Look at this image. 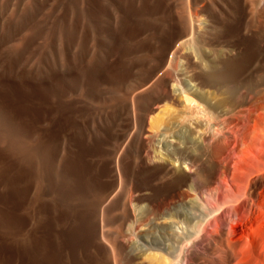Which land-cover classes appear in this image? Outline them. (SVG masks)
<instances>
[{"label":"rangeland","instance_id":"1","mask_svg":"<svg viewBox=\"0 0 264 264\" xmlns=\"http://www.w3.org/2000/svg\"><path fill=\"white\" fill-rule=\"evenodd\" d=\"M162 256L264 264V0H0V264Z\"/></svg>","mask_w":264,"mask_h":264},{"label":"bare ground","instance_id":"2","mask_svg":"<svg viewBox=\"0 0 264 264\" xmlns=\"http://www.w3.org/2000/svg\"><path fill=\"white\" fill-rule=\"evenodd\" d=\"M186 2V1H185ZM190 4V3H189ZM191 6V5H190ZM191 8V7H190ZM190 15H191V13H190ZM189 15V16H190ZM192 17V16H191ZM190 17V18H191ZM192 18H191V20L189 19V18H184L183 19V35L184 36H186V37H188L189 38V36L191 37L192 36V34L195 32L194 31V29H196V28H194V25L195 24H193V22H192ZM196 33V32H195ZM193 36H195V34H193ZM188 38H186V40L188 39ZM191 40V39H190ZM182 41V40H181ZM180 41V43H178V45L176 46V48L177 47H179V45L181 46L182 45V43H183V41L181 42ZM189 41V40H188ZM192 42V41H191ZM166 45V44H165ZM171 46V45H170ZM175 48V49H176ZM161 49V48H160ZM178 49H181V48H178ZM175 51V50H174ZM172 54V53H171ZM202 54V53H201ZM187 91V90H186ZM181 94H184V96H183V99H184V101L186 102V104H190L191 102H192V100H193V97H192V95L191 94H189V92H185L184 90H183V92L181 93ZM195 100V99H194ZM193 104V103H192ZM191 104V105H192ZM195 104V103H194ZM198 105V104H197ZM189 107H190V105H189ZM183 155V154H182ZM183 157V156H182ZM123 166V165H122ZM127 168V167H126ZM89 205V204H88ZM99 207H100V205H99ZM119 237V236H118ZM104 238V237H103ZM121 238V237H120ZM137 243H139V245H140V247H141V249L140 248H138L141 252H143V250L145 251V252H147L148 250H150L151 248L147 245V243H149V242H144L143 240L142 241H139V242H137ZM112 248V247H111ZM108 249V248H107ZM110 250V249H109ZM128 250V249H127ZM147 250V251H146ZM107 251V250H106ZM115 251V250H114ZM155 251V250H154ZM184 251V250H183ZM150 252H152V251H150ZM161 252V251H160ZM148 253V252H147ZM153 254V253H152ZM149 254L150 255V259H151V257H155L154 259H159V254H158V251H157V253H155V254ZM148 255V254H147ZM146 255V256H147ZM148 255V256H149ZM120 256V255H119ZM174 258V257H173ZM149 259V260H150ZM167 257H165V256H162V260H164L163 262H164V264H165V262L166 263H168L167 262ZM116 260V259H115ZM177 261V260H176ZM171 263H172V261H170ZM163 264V263H162Z\"/></svg>","mask_w":264,"mask_h":264}]
</instances>
